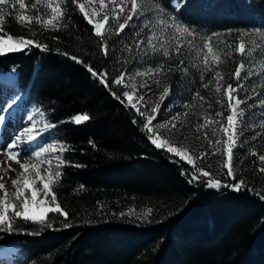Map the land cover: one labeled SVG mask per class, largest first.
I'll use <instances>...</instances> for the list:
<instances>
[{
    "label": "trees",
    "instance_id": "obj_1",
    "mask_svg": "<svg viewBox=\"0 0 264 264\" xmlns=\"http://www.w3.org/2000/svg\"><path fill=\"white\" fill-rule=\"evenodd\" d=\"M62 1L64 15L55 29L29 31L15 21L5 23L9 34L32 37L47 50L32 46L0 55V74L16 71L26 103L56 125L68 146L64 160L69 163L54 187L68 217L51 213V226L18 219V231H0V247L17 245L19 264H264V172L241 149L236 174L246 187L209 188L203 178L189 183L181 169L192 167L156 148L142 130L143 118L84 67L106 70L109 82L124 71L123 44L136 40L133 21L119 35L107 31L102 38L80 12L79 0ZM158 1L170 8L175 0ZM184 1L176 16L198 30L264 29V0ZM238 65L234 62L233 72ZM192 78L188 113L197 125L198 105L214 101L204 83ZM112 91L120 95L124 89L112 85ZM77 114L90 119L77 125L71 120ZM223 114L224 122L230 113ZM130 207L152 209L150 220L119 218Z\"/></svg>",
    "mask_w": 264,
    "mask_h": 264
},
{
    "label": "rangeland",
    "instance_id": "obj_2",
    "mask_svg": "<svg viewBox=\"0 0 264 264\" xmlns=\"http://www.w3.org/2000/svg\"><path fill=\"white\" fill-rule=\"evenodd\" d=\"M79 1V4L83 3L85 5V12L88 13L87 20L90 18L95 22L100 20L105 14L109 16L108 24L105 25V28L102 30L104 31V34L109 31V29L112 30L109 31L110 33H116L119 24L125 23V20L131 11V3L130 0H128L119 19L113 20L111 18L114 14L113 5L110 0H105L104 7H101L99 0ZM10 2L15 3L16 0H10ZM30 2L31 0H25L26 4H29ZM48 3L49 0H41L37 9H31L27 12L19 10L18 3L15 9H12L10 5L0 6L5 12L3 16H0V24H2L4 28L5 23L12 20L17 22L18 25L25 28L27 27L29 31H35L39 28L55 29L56 27L53 25L59 26L61 17L56 21H53L52 25L47 24V19L51 15ZM51 3L53 6L60 4L61 9L63 10L62 0H51ZM138 3L143 4L146 8L152 9V11H145L144 15H142L139 20L135 15L133 16L131 21H133V27L135 30L140 29L141 21L146 19L151 20V23H149L147 27L140 29L139 35L136 36L135 41L139 42L143 40L147 42L148 37L154 33L153 43L156 44L157 48L156 51H153L151 48H145L142 44L141 49H143V51H140L136 48L135 43H133V45H131L132 50L129 52L125 45L130 44L128 42L123 44V72L133 74L131 76H126V80L129 85H136V88L138 89L136 95H144V101L142 103H146L149 108L154 107L156 104L160 105L158 113L154 114L147 111L142 104H138V107H141V111H146L147 115L156 116L152 122L153 126H155L154 132H158L160 137L168 138L172 145L187 150V153L194 160L196 165L203 168L205 171H209L211 177H203L205 181L214 177L222 183H235L231 177L225 174L227 172V168L224 167V164L226 163V153L224 152L223 147H221V152H215V141L217 139H226V137L223 136V133L219 131L216 135H213V129L218 130L219 124L208 122L207 126H200L206 123V118L208 121L223 122L221 116H217L216 113L228 111L225 88L228 84H232L233 87H235L237 83H241L244 87L241 88L239 93H233L234 96L238 95L241 100L246 101L245 104L239 105L240 109H244V115L239 117L242 124L237 128L236 146L233 149V170L237 173L238 164L235 158L237 157V150L241 149H243L249 156L250 162H252L253 165L256 164L260 168L264 167V162H261L258 159L259 155H264V41L260 40L257 35V33L264 35V29L257 26L247 30L219 31L215 32L219 35H213L214 33L205 30H198L195 27L190 26L196 31L195 38L193 39L186 35H177V40L182 44L180 48L181 55L178 56L175 51L177 41H172L171 46L168 48L170 55L165 57L162 54L163 49L160 40L164 37L170 38L173 29L171 28L170 20L169 26L166 29L163 26L157 25V20L160 18L167 19L169 16H175L177 18V12L186 2L184 0H175L172 2L170 8H167L164 3H161L158 0H155V2L154 0H138ZM157 5L163 7L165 10L162 17H158L155 14ZM37 10L43 13L41 17V20L44 22L43 24L37 23L33 20L29 25L16 19V17L21 14L34 16ZM180 22L185 24L182 21ZM244 33H249V35H244ZM208 36L212 37L214 51H219L221 53L218 62L215 64H209V67L211 68L210 71H206L205 66L201 63L202 56L196 54L197 50L203 47L205 42L204 38ZM241 37H243V41L246 45L244 56H241L236 51V46ZM253 39L256 40V45L251 44V40ZM188 41L192 42L191 47L189 46ZM167 43L168 41L165 40V44ZM229 45H231V48L228 47ZM229 52L231 55H228ZM181 60L184 61L183 65L180 64ZM236 61H238L239 64L241 62H244L245 64V68L241 69L240 81H237L233 75L235 72H233V64ZM161 64L163 65V71H153L152 73H148V69L151 68L155 70L157 66ZM169 68H171V71H169ZM216 72H219L223 79H215ZM248 72H251L249 78L246 80L243 79ZM201 76H203V79H201ZM192 77L199 78L201 83L208 85V87H203L204 89H208L211 94V99L214 101L208 106L205 105V100L198 105V109L202 112L198 116L199 123L197 125H195V120L192 121L190 119L188 113L191 110L189 109L187 100L190 95L195 92V88L193 87L195 83ZM0 80V109H2L0 110V113H2V118H6V120L12 124H22L20 130L25 127H30L33 123L36 125L34 131L42 130L43 124L49 123V121L41 110L26 103L25 94L17 85V73L12 71L7 75L0 74ZM157 81L159 82L157 83ZM217 84L220 85L219 92L216 91ZM142 85H147V87H142ZM119 86H121L124 91H132L131 87L125 88L122 85ZM165 87L169 89V93L161 101L160 96ZM133 102H135V97ZM8 103L13 104L11 109L5 107ZM29 116L33 118L31 121L28 119ZM173 116L176 117L175 120L170 119ZM84 122L86 121H83L82 123ZM173 123L176 125L175 128H172ZM159 125L164 126L161 127ZM4 126L5 125L0 122V129H4ZM253 137L255 138L253 139ZM37 140H39L44 146H47L48 144H63L56 134L55 127L43 131L42 135L37 137ZM209 140H211L212 143H209ZM158 142L161 141L158 140ZM214 152L215 154H213ZM252 152H255L257 155H252ZM204 153H207V155H203L201 159H197V157ZM64 154L65 151L60 152L57 149L54 153H42L41 158H33L32 162L38 163L39 159H42L45 156H52V163L55 165L56 160L54 157L59 155L64 159ZM177 158L180 159L179 157ZM182 161L185 162L184 160ZM39 166L42 175L46 174L48 165L41 164ZM190 166L192 167V165ZM56 184L57 182H54L53 191ZM220 188L232 189L231 187ZM6 189L10 193L14 191L11 187V180L6 184ZM12 202H14V200ZM34 211L37 213L39 212L38 209H34ZM50 214L51 213H49L48 216ZM151 215L152 209L150 208L136 209L130 207L124 210L122 214L119 215V218L130 222L144 223L150 220ZM18 219L19 218L16 220ZM14 247L15 248H13L12 245H7L0 248V255H3V257L0 256V264H19L16 263V257L19 250L17 246L14 245ZM8 254H10V256H8Z\"/></svg>",
    "mask_w": 264,
    "mask_h": 264
},
{
    "label": "snow or ice",
    "instance_id": "obj_3",
    "mask_svg": "<svg viewBox=\"0 0 264 264\" xmlns=\"http://www.w3.org/2000/svg\"><path fill=\"white\" fill-rule=\"evenodd\" d=\"M41 0H31L29 4L25 3V0H16L15 3H11L10 0H0V6L10 5L12 9L17 7V3L19 6V10L22 12H27L31 9H37V6L40 4ZM75 3L76 0H73ZM113 5V16L111 17L113 20H118L120 15L123 13L124 8L126 7L128 0H110ZM155 2V0H154ZM101 7L105 6V0H99ZM131 3V11L128 14L125 23L119 24V28L116 30V34L119 35L124 31L126 27H130L129 21L132 20L135 15L139 20L142 15H144L145 11H152V9L146 8L143 4H139L138 0H130ZM48 7L51 10V15L47 19V24L52 25L53 21H56L58 18L64 15V11L61 9L60 4L52 5L51 0H49ZM79 10L81 13H84L85 17L88 18V13L85 12V5L83 3L79 4ZM164 8L157 5L155 9V14L158 17H162L164 13ZM5 14L4 9L0 7V16ZM43 13L37 10L34 16L29 15H18L16 19L18 21L31 24L33 20L37 23L43 24L44 22L41 20ZM169 20L171 21V28L173 32L171 37H164L160 40V44L162 46V54L165 57H168L169 51L168 48L171 46L172 41H177L176 43V54L179 56L180 48L182 46L181 42L177 40V35L187 37H192L193 39L196 36L195 29L191 28L188 25L181 23L175 16H169L167 19L160 18L157 20V25L163 26L165 29L169 26ZM109 16L107 14L103 15L100 20L93 21L92 19H88V23L93 25V31L96 36L102 37L104 36L105 25L108 24ZM151 23V20H143L141 21L140 29L143 27H147L148 24ZM54 27H58L53 25ZM140 29L135 30L131 35L133 37L139 35ZM109 31H112L109 29ZM153 33L148 37L147 42L141 40L135 43V46L138 50L143 51L141 49V45L143 44L145 48H151L153 51H156V44L153 43ZM213 35H219L218 33H214ZM244 35H249V33H244ZM260 40L264 41V35L257 33ZM56 39V37H53ZM165 40L168 41L165 44ZM204 44L201 49L197 50V55L202 56L201 63L205 66L206 71H210L209 67L210 63L215 64L220 60L221 53L219 51H214L212 44V37L208 36L204 38ZM189 46H192V42L188 41ZM252 45H256V40H251ZM102 50L105 56L108 55V45L106 42L101 41ZM32 46L39 48L41 50H47V45L40 43L38 40L32 37H14L4 30L2 24H0V55H3L8 52H19L24 51L26 49L30 50ZM127 50L130 52L131 45H125ZM231 48V45L228 46ZM246 45L243 41V37L240 38L236 46V51L241 55H245ZM67 55V53H64ZM228 55H231L229 52ZM71 59L75 60L77 63L84 64V61L77 56H71ZM184 61L181 60L180 64L183 65ZM84 67L89 71L94 77H96L100 83H102L105 88H107L110 93L116 98L121 104H124L125 107H131L135 109L136 114L139 117L143 118L142 121V130L148 135V139L155 145L156 148H163L170 154L177 156L180 160H184L187 164L192 165L191 169H181V175H186L189 183L198 182L203 177H211V173L209 171H205L203 168L199 167L194 163V160L189 156L187 150L178 148L172 145L168 138L160 137L158 132H154L153 120L156 118L155 115H147L146 111H141V107H138V104H142V106L147 110L154 114L158 113L159 104H156L154 107L149 108L146 103H142L144 101V95H136L138 89L135 84L129 85L126 76H131L133 74H128L126 72H121L117 77H114L111 82L108 80V72L106 70L98 71L93 69L91 65L84 64ZM245 68L244 62L239 64V67L234 72V77L237 81L241 80V69ZM161 72L163 71V65H158L155 70L148 69V73ZM171 71V68H169ZM147 74V73H146ZM251 75V72H248L243 79H248ZM215 79H223L222 75L219 72H216ZM203 79V76H201ZM159 81H157L158 83ZM112 85H122L125 88L131 87L132 91H123L120 95H117L116 92L112 91ZM204 87H208L207 84L203 85ZM142 87H147V85H142ZM244 85L241 83H237L235 87L232 84H228L225 88V96L227 99V109L230 114H228L224 118V122L220 121H208L206 118V123L201 125L200 127L207 126L208 122L219 124V129H213V135H216L217 132H222L223 136L226 139L221 140L217 139L215 141V152H221V147H223L224 152L226 153V163L224 167L227 168V172L225 173L227 176L231 177L235 183L228 184L222 183L220 180L212 177L205 181L206 186L209 188H220V187H231L234 191H239L241 187H246V182L243 178L237 179V174L233 170V149L236 146V138H237V128L242 124L239 117L244 115V109H240V104H245V100H241L238 95L234 96L233 93H239L241 88ZM216 91H220V85L217 84ZM169 93V89L167 87L164 88L163 93L160 96V100L162 101L165 96ZM201 101L204 100V97L200 96L197 92L195 94ZM135 97V102H133ZM219 102V101H218ZM234 102V103H233ZM6 108L11 109L13 107L12 103H8ZM2 110V109H0ZM217 116H223V112H217ZM31 121L33 118L31 116L28 117ZM90 117L87 114H77L71 118L72 122L75 124H80L83 121L89 120ZM171 120H175L176 117L173 116L170 118ZM137 121L134 119L133 123L135 124ZM164 126V125H159ZM56 127L55 124L44 123L43 128L40 131H34L36 129V125L33 123L30 127H25L17 132V134L6 140L2 147H0V155L6 156L8 159L4 161H0V168H3L5 174L9 172L16 173L15 177L9 176L11 180V187L14 191L11 193L6 189V185L3 182H0V231H18V229H14V222L17 218L25 221V222H33L39 224H47L45 226H51L52 219L54 217H48V213H56L63 216L65 219L68 217V213L61 207L60 202L57 200V196L53 191L54 182H58L59 178L62 175L61 168L69 163L64 160L62 156H55L56 164L53 165L52 156H45L42 159H39L38 163H33V158H41L42 153H50L56 152L57 149L60 152L66 151L68 149L67 145H57V144H48L44 146L37 137L42 135L43 131L49 130L51 128ZM175 123L172 124V128H175ZM242 134V132H241ZM207 135V134H205ZM255 137H253L254 139ZM160 140L161 142H158ZM209 143H212L209 140ZM95 146V145H93ZM215 152L213 154H215ZM252 155H257L255 152L251 153ZM203 155H207V153L202 154L197 157V159H201ZM259 161L264 162V155H259ZM8 160L14 161L19 165V170L12 167V164L8 162ZM175 163H179V161H173ZM41 164H47L48 170L46 174L42 175L40 171ZM79 166V165H74ZM260 172H264V167L258 169ZM4 180V176H0V181ZM251 190V189H249ZM264 199V197H262ZM14 200V202H12ZM39 209L37 213L34 209ZM151 211V210H149ZM70 226V225H66Z\"/></svg>",
    "mask_w": 264,
    "mask_h": 264
},
{
    "label": "bare ground",
    "instance_id": "obj_4",
    "mask_svg": "<svg viewBox=\"0 0 264 264\" xmlns=\"http://www.w3.org/2000/svg\"><path fill=\"white\" fill-rule=\"evenodd\" d=\"M0 122H2L5 125L4 129H0V147H2L6 140L14 137L17 134V132L20 130V128H22V124L18 125V124H12V123L8 122L6 120V118H4V117L2 118V113H0ZM6 159H8L6 156L0 155V161H4ZM8 162L12 164L13 168L19 170V165L16 164L14 161L8 160ZM15 175H16V173L14 174V172H9V173L5 174L3 168H0V176H4V180L0 181V182L5 183V185L10 180L9 176L14 177ZM0 256L3 257V255H0Z\"/></svg>",
    "mask_w": 264,
    "mask_h": 264
}]
</instances>
